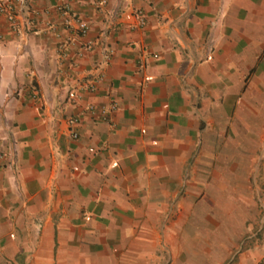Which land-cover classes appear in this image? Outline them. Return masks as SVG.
<instances>
[{
    "label": "crops",
    "instance_id": "0c3cea01",
    "mask_svg": "<svg viewBox=\"0 0 264 264\" xmlns=\"http://www.w3.org/2000/svg\"><path fill=\"white\" fill-rule=\"evenodd\" d=\"M56 3L0 14V264H264V0Z\"/></svg>",
    "mask_w": 264,
    "mask_h": 264
},
{
    "label": "built area",
    "instance_id": "2783aa9c",
    "mask_svg": "<svg viewBox=\"0 0 264 264\" xmlns=\"http://www.w3.org/2000/svg\"><path fill=\"white\" fill-rule=\"evenodd\" d=\"M56 6L58 10L63 15L64 22L69 28L71 32H78L80 35H86L90 30V23L81 17L78 13L74 12L71 7L72 0H56ZM99 2L100 6H104L107 3V0H96ZM17 2L24 4L25 0H7L5 2H0V14H3L6 19L8 20L10 27L13 30H17L18 28V15L20 7H18ZM137 15L139 16L140 24H145V15L142 10L137 11ZM67 48V40H62L59 42V49L62 51L63 54H66ZM34 97L38 95L37 90L35 89L33 92ZM113 108L116 107V103L113 104ZM89 110H95L94 105H90ZM107 111L106 109H101L100 114L102 118H106ZM74 137H77L78 134L76 132L73 133Z\"/></svg>",
    "mask_w": 264,
    "mask_h": 264
}]
</instances>
